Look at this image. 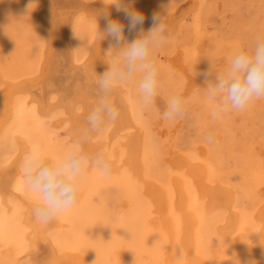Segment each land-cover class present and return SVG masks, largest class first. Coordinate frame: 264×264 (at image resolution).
<instances>
[{
	"label": "bare ground",
	"instance_id": "1",
	"mask_svg": "<svg viewBox=\"0 0 264 264\" xmlns=\"http://www.w3.org/2000/svg\"><path fill=\"white\" fill-rule=\"evenodd\" d=\"M7 1L13 14L25 17L24 27L13 32L29 47L12 61L0 59V264L23 257L27 264H264V161L229 135L233 130H226L223 117L216 120L213 143L201 134L179 145L167 136V126L160 128L163 97L183 98L195 83L206 87L196 77L200 60L188 47L187 53L182 48L168 55L173 69L163 72L165 80L158 78L164 82L152 106L141 103L138 76L114 87L110 99L117 119L83 145L90 156L103 150L111 158V175L89 168L71 210L47 224L36 220L37 197L23 178L25 157L34 146L49 160L74 146L95 105L97 74L118 60L116 50L107 52L111 38L98 37L97 23L102 30L107 11L124 24L128 42L140 27L147 32L153 26L144 16L148 20L129 33L118 0ZM182 16L163 17L165 34ZM196 97L210 116L214 102L204 90ZM235 170L241 174L237 182L231 178Z\"/></svg>",
	"mask_w": 264,
	"mask_h": 264
},
{
	"label": "clouds",
	"instance_id": "2",
	"mask_svg": "<svg viewBox=\"0 0 264 264\" xmlns=\"http://www.w3.org/2000/svg\"><path fill=\"white\" fill-rule=\"evenodd\" d=\"M115 5L117 11L125 13L129 33L143 25L145 18L142 13L124 7L121 0ZM103 19L105 26L101 30L97 23V35L101 40L111 38L107 52L116 50L118 60L108 64L102 74H97L95 105L87 114L78 139L70 150L50 160L46 159L38 146H34L22 164L24 181L37 197L34 216L44 224L54 221L75 206L80 178L89 168L96 169L104 176L111 175V158L103 150L90 156L84 152L83 145L91 142L107 122L117 119L118 111L110 99L114 87L138 76V91L143 106L150 107L156 101L159 80L152 52L167 39L162 18L154 14L153 27L147 32L140 27L138 35L131 42L125 38L124 24L111 19L107 11ZM204 75L208 77L211 74ZM204 91L208 99L214 102L210 114L213 121L230 111H244L253 101L264 99V39H258L253 48L235 51L214 80L206 79ZM186 111L184 99L178 94L173 95L166 102L162 118L174 121L183 118ZM205 140L213 143L214 133L208 132Z\"/></svg>",
	"mask_w": 264,
	"mask_h": 264
},
{
	"label": "rangeland",
	"instance_id": "3",
	"mask_svg": "<svg viewBox=\"0 0 264 264\" xmlns=\"http://www.w3.org/2000/svg\"><path fill=\"white\" fill-rule=\"evenodd\" d=\"M1 1H2L3 5L6 4L4 7L1 4ZM1 1H0V11H1L0 12V19H2V20H0V26L2 28L0 27V30L3 29L2 30L3 32L0 31V36H1L0 37V45L2 46V47L0 46V59L6 58L7 60L12 61L16 57V54H19V53L21 54V52L24 53V51L27 49V46L29 47L28 41L24 42L25 45L23 43H20V41L18 42L17 41L18 37L13 32L14 30H15V32L17 31L18 26L20 27L21 23H23V19H24L25 23H26V20H25L24 16H23L24 18L23 17L21 18V16L20 17L17 16V15H20V14H18V12H15L17 14H13L14 10L12 11L11 9H9L10 5L7 3L8 2L7 0H1ZM124 1L125 0H123V1L121 0L122 5L124 7H130L131 6V8L139 11L143 15L145 14L144 16H147L146 18H148V16H150L148 19L151 21H147L148 19H146L144 17L146 19V21L149 22L148 27L153 26L152 17L154 14H158L159 16L161 14H163L160 16V17H162V20H163V17L168 13L177 12L178 15L184 14V16H182L183 19H180V22L177 24V26H174V28H172V30L170 32L165 34V36L168 39H166V41L163 44H161V46H158L155 48L158 52L155 49L152 52L153 54L158 53L157 55L152 54V57L154 58L155 61L157 60L156 62L160 63V66H161V67L160 66L157 67V69H159L158 70V78L159 79L163 78L165 80V78H166V75L164 74L165 71L173 69L171 62L169 61L170 59H168V58H170L169 56L173 55L175 52H177V50H180L182 48H184V50L182 49L183 53L184 52L187 53L186 52L187 50L185 49L186 47H188L191 52L193 50L196 52V55L198 56V58L200 60V65H201V70H199L200 73L198 76L196 75V77L198 79H202L203 80L202 83H206V79L214 80L216 74L218 72H221L224 70V68L226 67L228 58L235 51H237L239 49H244V48H245V50L253 48L258 39H264V0H174V2H173V0H158V1L153 0V2L151 0H149V1H151V3L149 1H145V0H143L144 2L142 0H139V1L138 0H128V1L126 0L125 2ZM118 2H120V0H118ZM126 2H129V4ZM130 4H132L133 6ZM6 6H7V8H6ZM2 9L4 10V12H2L3 11ZM22 9L23 8H19V10H22ZM167 9L169 10L168 12H167ZM147 11H149V14ZM164 12H166V13H164ZM181 12H183V13H181ZM3 15H5L6 17H3ZM9 15H12V16H9ZM15 16H16V18H14ZM11 17H13L12 18L13 21L10 19ZM17 17H19L20 20ZM16 19H18V21ZM11 22L16 23V24H13V23L11 24ZM9 24H11V25H9ZM7 25H9L8 28H7ZM15 25L17 26V28H15L16 27ZM23 25H25V24H23ZM195 26L197 28H195ZM22 27H24V26L21 25V28ZM8 29H9V31L7 33L6 30H8ZM198 29L201 31H199ZM196 30H197V32H196ZM173 33L176 34L175 38H174ZM2 34H4V38H3ZM12 34H13V36H11ZM168 34L170 36H168ZM172 34H173V36H172ZM15 36H16V38H15ZM196 36H198V37H196ZM170 37H172L173 39ZM190 37H192V38L190 39ZM199 38H200V40H199ZM9 39L11 40L10 43H8ZM188 40H190V41H188ZM16 41H17V43H16ZM168 41L171 43L170 46L168 45L169 44ZM179 41H182V42H179ZM3 42H5V43L7 42L6 43L7 46ZM195 44H196V46H195ZM198 44H200V45L198 46ZM166 45H167V47H166ZM4 48H5V50H4ZM160 48H163L164 50L160 49ZM167 49H168V51H167ZM20 50H22V51H20ZM165 50H166V52H165ZM2 51H4V52H2ZM163 52H165V53H163ZM203 52H204V54H203ZM165 56H167V57H165ZM166 58H167L168 62H167ZM163 60L166 62H164ZM202 63L203 64L205 63V64L203 65ZM212 64H213V66H212ZM205 65H206V67H205ZM176 68L174 67V74L176 73L178 75L179 73H178V71H176ZM160 71L162 72V74ZM205 73H210L211 75L206 77L204 75ZM163 79L159 80V82H164ZM202 80H200V81H202ZM204 88H205V86L203 84L195 83V84H193V87H192V90L190 91V93L183 96V99L185 100V102H188V105L186 103V106H187L186 107L187 108L186 115L183 118L177 119L175 121V124H171V123H174V121L168 122L162 118V121H161L162 124H160V128L167 126L165 128H167L168 130L167 129L164 130V131H166L167 136L170 139L174 140L175 143L177 142V144H179V145H182L183 144L182 142H184L187 138L195 140V139H198L201 134H207L208 132H214V131H215V133L218 132L219 125L217 124V122L215 121V124L213 123L214 121H212V119L210 117L211 115L210 116L207 115L208 119H206L207 118V116H206L207 111L205 110L203 103H201L198 99L196 100V98H197L196 96L202 90H204ZM159 95H161V94H159ZM161 96L163 97V95H161ZM184 97H186V98H184ZM163 99H164V101H163ZM163 99L161 101V105H162V103H164V106H165L166 101H165L164 97H163ZM193 99H194V101H192ZM189 103H191L192 105L194 103L195 104H194V106H192ZM188 107L190 110L188 109ZM195 107L196 108L198 107V108L195 109ZM162 108H163V105H162ZM164 109H165V107H164ZM191 112L193 113V115ZM198 116H199V118L202 116L200 118L201 120L198 118ZM161 117H162V114H161ZM231 117H232L233 123H231L232 122ZM223 118H225L224 121H228V122H226V126H227L226 130H228L229 133L233 130V132L229 135L230 136L235 135V137H237V139L238 138L242 139L244 144H245L244 150L250 149V150L256 152L255 155L257 156V158L259 157L260 160L264 161V154H263L264 153V99L253 101L248 106V108L244 111H241V112H237V111L231 112L230 111L226 115H224ZM205 119H206V121H205ZM209 120H211V121H209ZM167 122H168V124H167ZM203 122H205V123H203ZM202 124L205 126L201 127L200 125H202ZM175 125H176V127H178L177 130H176ZM229 127H230V129H229ZM231 127H232V130H231ZM172 128H174V129H172ZM247 131H249V132H247ZM173 132L175 134H173ZM237 133H239V134H237ZM171 135L172 136L174 135V136L171 137ZM184 135H188V137L184 136ZM184 138H185V140H184ZM180 139H181V141H180ZM239 139H238V142H239ZM242 140H240V141H242ZM261 140H262V142H261ZM235 162H236L235 160H231V162H230L231 167H235L237 165V163H235ZM231 178L234 182L239 181L241 179L240 172L235 170V172L231 173ZM43 245H44V247H42V250L44 252L45 249L47 248V246L45 247V244H42V246ZM26 260H27L26 257H23L22 259L20 258L19 261H17L18 262L17 264H27ZM19 262H21V263H19Z\"/></svg>",
	"mask_w": 264,
	"mask_h": 264
}]
</instances>
